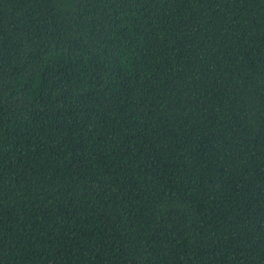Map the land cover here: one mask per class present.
<instances>
[{
  "label": "trees",
  "instance_id": "16d2710c",
  "mask_svg": "<svg viewBox=\"0 0 264 264\" xmlns=\"http://www.w3.org/2000/svg\"><path fill=\"white\" fill-rule=\"evenodd\" d=\"M0 264H264V0H0Z\"/></svg>",
  "mask_w": 264,
  "mask_h": 264
}]
</instances>
